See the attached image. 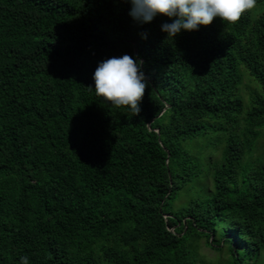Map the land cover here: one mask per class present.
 Here are the masks:
<instances>
[{
  "label": "trees",
  "instance_id": "16d2710c",
  "mask_svg": "<svg viewBox=\"0 0 264 264\" xmlns=\"http://www.w3.org/2000/svg\"><path fill=\"white\" fill-rule=\"evenodd\" d=\"M130 8L0 0V264H264V0L174 39ZM125 54L136 116L94 92Z\"/></svg>",
  "mask_w": 264,
  "mask_h": 264
},
{
  "label": "clouds",
  "instance_id": "9594fccd",
  "mask_svg": "<svg viewBox=\"0 0 264 264\" xmlns=\"http://www.w3.org/2000/svg\"><path fill=\"white\" fill-rule=\"evenodd\" d=\"M131 8L128 15L140 25L151 23L163 16L170 23L161 25L167 38L174 39L183 32H192L200 26L211 25L219 18L223 24L236 23L243 14L255 8L257 0H126ZM142 38L146 39V36ZM142 61L125 54L111 57L96 67L92 80L97 97L109 107H125L138 115L139 102L146 88L141 69ZM92 89V88H90ZM19 264H29L26 256L19 258Z\"/></svg>",
  "mask_w": 264,
  "mask_h": 264
},
{
  "label": "rangeland",
  "instance_id": "374dc122",
  "mask_svg": "<svg viewBox=\"0 0 264 264\" xmlns=\"http://www.w3.org/2000/svg\"><path fill=\"white\" fill-rule=\"evenodd\" d=\"M256 85L254 82L250 81L248 77L244 79V84L242 86L243 96L247 101L249 99L250 92L255 89ZM249 108V106L247 107ZM264 154V134L261 138L257 141L255 145V150L252 155V160H256L258 157ZM264 159V157H263ZM208 186L211 185L209 180L206 181ZM185 202L186 200L183 198L181 200ZM199 253L204 257V260L207 261L209 264H224L228 259V253L224 251L223 253H218L215 250L211 249L206 245V240H202Z\"/></svg>",
  "mask_w": 264,
  "mask_h": 264
},
{
  "label": "water",
  "instance_id": "95a60500",
  "mask_svg": "<svg viewBox=\"0 0 264 264\" xmlns=\"http://www.w3.org/2000/svg\"><path fill=\"white\" fill-rule=\"evenodd\" d=\"M153 121H154V120H151V121L148 123V125H147V126H148V128H149V129H151V124L153 123ZM156 132H157V133H159V131H158V130H156Z\"/></svg>",
  "mask_w": 264,
  "mask_h": 264
}]
</instances>
